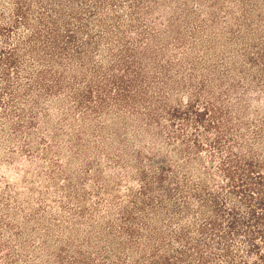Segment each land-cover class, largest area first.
<instances>
[{"label":"rangeland","instance_id":"obj_1","mask_svg":"<svg viewBox=\"0 0 264 264\" xmlns=\"http://www.w3.org/2000/svg\"><path fill=\"white\" fill-rule=\"evenodd\" d=\"M262 178L264 0H0V264L258 263Z\"/></svg>","mask_w":264,"mask_h":264},{"label":"trees","instance_id":"obj_2","mask_svg":"<svg viewBox=\"0 0 264 264\" xmlns=\"http://www.w3.org/2000/svg\"><path fill=\"white\" fill-rule=\"evenodd\" d=\"M135 85L137 86V82L135 81ZM141 93H142V91H141ZM186 108H188V107H182V111L181 110H179V109H172V110H170V115H171V120H177V119H180L181 117H184L185 115H186V117L188 116V114L187 113H189V109L187 110ZM184 109H186V110H184ZM188 111V112H187ZM203 115H205V114H203ZM156 117H157V115H156ZM253 164L251 163L250 164V167L252 166ZM249 179H251V178H249L248 177V179L245 181V182H247V183H244V185H246V184H250L249 183ZM263 183H264V178H262L261 179V181L259 182V183H257V184H259V185H263ZM264 196V195H263ZM260 206H263L264 207V199H261L260 200ZM253 212V214L251 215V218H252V221L251 222H253V223H248V224H251L250 225V227H248L249 228V230H250V228H251V226L252 227H254L255 226V229H254V231H252L253 232V234L251 235L252 236V238L251 239H249L250 241H249V245H251V251H254L255 249H257L258 248V245L259 244H257L256 242H255V239H257V237L256 236H260L261 238L263 237L264 238V214H260V212L259 211H257V210H254V211H252ZM231 225L235 228V223H234V221H231ZM254 225V226H253ZM253 239H254V241H253ZM166 259V258H165ZM169 260H165V263L166 262H168V263H170L169 261H170V258H168ZM259 261H258V263H255L254 262V264H264V255L262 254V255H260L259 256V259H258ZM163 263V262H162Z\"/></svg>","mask_w":264,"mask_h":264}]
</instances>
